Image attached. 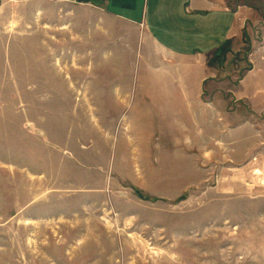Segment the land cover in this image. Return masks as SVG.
<instances>
[{"label": "rangeland", "instance_id": "obj_1", "mask_svg": "<svg viewBox=\"0 0 264 264\" xmlns=\"http://www.w3.org/2000/svg\"><path fill=\"white\" fill-rule=\"evenodd\" d=\"M103 2L0 0V264H264V146L233 147L264 136V0H224L202 133L144 61L130 87L140 28Z\"/></svg>", "mask_w": 264, "mask_h": 264}, {"label": "crops", "instance_id": "obj_2", "mask_svg": "<svg viewBox=\"0 0 264 264\" xmlns=\"http://www.w3.org/2000/svg\"><path fill=\"white\" fill-rule=\"evenodd\" d=\"M102 8L109 18L113 15L140 28V46L130 87L134 86L138 62L144 61L148 75L141 84L152 87L160 83V91L167 96L160 95L174 108L171 114L183 125L184 132L192 130L191 122L195 131L202 133L205 123L213 128L231 118L222 110L224 103L203 99L204 87L222 73L224 45L240 31L235 12H229L226 4L224 7V0H104ZM161 101L166 103L165 99ZM238 126L247 133L243 136L246 140L232 145L236 152L241 144L248 143L247 139L255 138L252 149L247 146L248 158L252 150L254 153L263 148L260 140L264 136L259 130L254 133L251 120ZM236 152L232 149L231 156L235 154L236 158Z\"/></svg>", "mask_w": 264, "mask_h": 264}]
</instances>
